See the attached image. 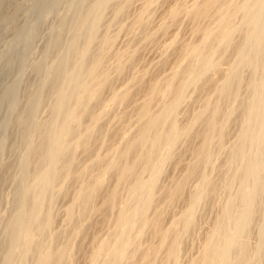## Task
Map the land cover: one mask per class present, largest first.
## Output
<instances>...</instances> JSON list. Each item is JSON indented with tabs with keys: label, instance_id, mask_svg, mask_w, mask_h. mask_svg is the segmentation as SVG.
Segmentation results:
<instances>
[{
	"label": "rangeland",
	"instance_id": "374dc122",
	"mask_svg": "<svg viewBox=\"0 0 264 264\" xmlns=\"http://www.w3.org/2000/svg\"><path fill=\"white\" fill-rule=\"evenodd\" d=\"M125 1H129L126 3L127 5L124 4ZM202 1L203 0H124V1L123 0H105V1L104 0H0V264H36V261H37L36 254L39 251L33 248L34 247L33 244L28 245V243L26 242L27 239L25 236V228H31L30 234H33V235H35L34 233H36L37 231H38L37 234L42 233L40 231L42 229L43 234L45 235L42 237L43 242H42L41 248L43 251L40 250L38 254H43V252L44 254H46L47 251L49 252L51 250V247L52 248L60 247L63 245L66 251L64 252V254L62 253L63 261L65 260L64 262H62V264L67 263L68 257L70 259L68 261L69 264L71 263L72 264H89V257L96 256L95 251L93 250L94 251L93 252L91 250L94 248V246L93 245L91 246L89 243L90 236L97 237L96 245L99 246L98 244L100 242L101 243L100 247L103 248L101 253L97 257L99 258V260L96 259L97 261L95 262V264H103V262L105 261V256L110 252H115L114 250L116 249L115 244L116 246L119 245V244L117 245V243H120L119 245L120 249L118 248L119 252L116 251L114 253L115 256L118 255L115 258L116 263L124 264V262H126L125 264H127L129 262L128 257L130 256V253H128L129 254L128 256V254L126 255L125 252H127L128 250L131 251L130 247L134 246L132 243L134 242L133 238L136 235L134 234L136 225L138 226L139 223L141 224V221H144L143 219L148 220V218H151L150 216L155 210L154 207L156 208V206H158L164 201L163 200L164 196L160 194L161 191L165 187L168 188L172 186L173 184L172 182L174 181V179L176 180L180 178L181 174L184 171L185 165L188 164L191 160V154H190L191 151L195 149L198 145V142H197L198 140L189 141V144H188L189 148L188 146L186 148L185 145H181L180 144L181 139L179 136V134L181 135V130L184 131V130H187L188 128L194 129L195 126H196V130L202 128L203 126L202 123H198V121H196L197 120L196 118L198 116L197 113L200 114L199 113L200 109L202 113L204 109L207 110V108L209 109L211 107L210 104L212 105L213 103L217 102L218 94L216 91L219 88H222V87L224 88L225 84L223 85V83H226V82H227L226 85H228V87L226 86V89H228V91L230 89L229 91L230 94L227 91V95L228 96L234 95L235 97H231V98H235V99L229 100L227 99V97H222L219 100V106H220L219 108H220L221 114H225L231 105L234 106V110H236L235 108H237L238 110H236L235 112L233 110L232 112L233 114L230 113L231 115H229L230 118L228 117L226 118V120L227 119L229 120L227 121V123H224L225 130H224L223 142H221L222 145H219L220 147H218L217 142H214V144L212 145L211 149H212V152H214L213 154L214 157H212L211 155L212 157L211 160L207 159L208 162L207 160H205L206 163L205 161L204 163H202L201 170L203 171V174L205 175V177L203 174L201 175L202 176L201 179H200L201 176L194 177L191 180L190 185L188 186L189 188L192 189L193 186L195 187V185L197 186L198 184L200 185L198 186L199 192L198 194H196L198 199L195 196L194 202H193V199L191 200L192 203H194L193 205L191 202H187L188 204L182 203V201L176 202L175 204L172 205V207L167 209L169 211L166 210L164 212L163 221H162V228H165L164 230H167L168 227H170V224L175 219H176L175 221H178V219H180L179 227L182 226L184 228V229L182 228L183 230L181 229L180 232L178 231L180 230L181 227L178 228L179 230H177V233H175L174 237L173 236L170 237V239H172L173 237V241L175 240L174 243L176 245V248L178 249V253L176 249L174 258L170 260L168 264H192L194 261L201 260L200 257H202V254H203L202 252H204L203 250L205 246L209 243L208 241H210L209 236L213 234L212 232H215V230L218 228V225L224 226L221 223L222 222L225 223V221H222L225 215H226L225 220L227 222V224L225 223V225L226 227L228 226V230L224 226L225 231L227 232L229 231L228 233H230L229 235L228 233L225 232L227 234V235L225 234L226 238L228 235L230 236L228 239L230 238L232 239V236L234 237V235L235 237L237 236V238L232 240L230 248L228 247L229 248L227 250L228 252L227 251L225 252V256L227 257H225V260L220 261L219 264H227L228 262L226 263V261L230 259H231L230 260L231 263L233 262V264H243V261H244V264H249V263L250 264H264V186H263L264 185V139H263L264 133H263V136L261 135L262 141L259 139L260 136H256L257 139L256 138L254 139L255 141L254 143H252V147L251 146L250 148L248 147L247 152H246L247 156L245 157L246 159L245 158L243 159L244 160L243 162H240V160H238L237 157L235 156L236 155L235 146L239 142V136H240L239 132L242 130V128H244L243 120L245 119V116L247 117L248 115L247 109L251 106V104L253 105L255 103L256 97H257L256 102H258L261 106L264 105L263 104L264 102V47L263 46L260 47L261 48L259 50L260 52L258 51L256 53L255 60L256 58L257 60L255 61V63H257V67L255 71H253L252 66L248 65V61H252V60H250L249 57H246L245 58L246 60H244V58L243 59L240 58V63H239L238 62L239 56L237 53L234 52L233 49L223 50L224 53H222V48H221L220 50L221 52L220 51L219 52L222 56L218 55L219 53L218 49H220V46L222 45L221 41L223 42L225 37L227 38L225 40L229 44L230 43L236 44V43L241 42L240 44H244V47L246 46L248 47V44L250 43L249 46L251 48L252 47L251 44L254 45L256 43V41L249 40L250 39L249 34H251L249 30L251 28H261L264 26V22H263L264 21V13H263L264 12V6H263L264 0H227L228 1V3L226 4L227 6L224 9H222V11L220 10L221 11L220 17L218 16L220 15L219 14L220 11L215 10L216 11L215 12L213 10L214 13H217V16L219 18L216 17V14L213 15V13L212 14L210 13V16H209L210 18L214 16L212 19L208 18V22H206L207 19L203 21V23L200 22L201 28H202V24H203V29L206 28L205 30L202 29L203 32L206 31L207 34L204 33V36H202V33H203L202 32L199 35V37H197L198 35H193L192 34L193 32H191L193 28L192 22L189 23L190 20L188 18L190 17V14L192 13V9L193 11H195L194 10L195 7H196L195 12L199 11L198 7L200 8L204 4V2ZM122 4L123 6L126 5L125 9L124 7L121 6ZM116 8L119 9V11L121 8V12L118 13ZM172 11L177 12L173 25H171V17H170ZM113 12L116 14L117 17H114ZM116 12L119 15H117ZM188 12H190V14H188ZM229 12H231V14ZM230 16H231V19H230ZM215 17L217 18V21ZM220 18H222V20ZM262 18H263V21H262ZM219 23H222L223 25ZM216 24H219V25L216 26ZM254 24L257 27H255ZM211 29L212 31L213 30L215 31V32L213 31L214 35H212ZM163 30L166 31L165 32L166 34L164 33ZM230 30L232 31V33H230L231 32ZM247 31L249 32V34ZM216 32H218L217 33L218 35L219 34L222 35V36L220 35L219 41H218V38H219L218 35L216 36L217 39L215 38ZM244 32H247L246 35L248 34L247 40L243 38ZM91 33H96L95 40L93 41L89 40L88 38L89 37L88 34L90 35ZM209 33H211V35L213 36L212 37L213 39L211 38V35ZM244 37L246 38L247 36L244 35ZM242 38L245 41H243ZM100 39H103V44L100 41ZM104 40H106L107 43ZM172 40L174 41V43L170 45ZM208 40H209L210 45H208L209 44ZM214 40H216V42ZM186 42L189 45L190 49L188 47L187 50L186 49L185 50L188 51L189 49L190 52L188 51V54L186 55L187 52L183 50L184 52L182 53L183 55H180L181 52L178 54L176 50H179L181 47V44L186 43ZM200 42H202V44ZM96 43L97 45H95ZM206 44L209 46V48L208 46H205ZM202 45H204L205 48H202ZM196 46H197V49H194V47ZM206 47L208 48V52H207ZM81 48L82 49L84 48V49L82 50ZM196 50H197V55L199 53L198 56L195 55ZM92 52H95V53H92ZM191 52L193 55H191ZM209 52H212V53H209ZM79 53L80 55H78ZM82 53H85V55ZM249 54L251 55V53ZM94 56L99 57L98 60L100 62ZM193 56L195 58H193ZM204 56H205V61L208 59L207 61H209L210 64H208L207 61L206 62L203 61ZM91 58L93 61L91 60ZM200 58L202 59L200 60ZM216 58L219 59V64H218V60H216L215 62H213L214 64L213 66L211 61L212 59H216ZM95 59L97 61H95ZM130 59H134V60H130ZM196 60H197V63H195ZM199 60L201 61L200 64H198ZM220 60H222V62ZM90 61H92V63H89ZM129 61L134 62L133 64L131 63V65L133 66L126 65L128 64ZM179 63L181 64L180 65L181 67L176 66V64H179ZM88 64H93L95 70L93 71L91 75L83 79L84 81L83 80L81 81L82 82L81 85L79 84L76 86L73 81L72 82L68 81V77L70 80V77L74 76L75 72L79 70L80 67L82 68L83 66L84 68H87L89 66ZM182 64L184 65L187 64L188 65L187 67H189L188 69L186 68V70L188 71L185 73L187 78L185 75H184L185 77L183 76L184 78L183 77H181L182 79L179 78V80L181 79V82H184L185 84V85L181 84L180 82V84L183 85V87L179 84V80L175 78V75L172 74L176 72L175 69L180 70L181 68V70H183ZM190 64L191 65L194 64V66L192 65L191 67ZM195 64L197 67L195 66ZM210 65H212V67ZM199 66L201 68H199ZM121 67L123 70L121 69ZM203 67H204V70L202 71ZM220 67L222 69L221 71H225L224 74L221 71L217 72L218 71L217 69H220ZM251 67H252V70H251ZM67 70H68V73H66ZM189 70H190V73H189ZM196 70L198 71L197 72L198 74L196 73ZM119 71H122V72L119 73ZM208 71L209 72L211 71V72L208 73ZM214 71H216L217 73L216 72L214 73ZM191 72H193V74H191ZM227 72L228 73L230 72L228 74V77L229 76L231 77V75H235L233 76L234 79L231 80V82L228 81L229 78L226 79ZM100 73H102V76ZM170 73L172 74V76L174 75L172 80L170 78L171 76ZM211 73H212V76L214 77L210 79L209 75ZM219 73L220 74L222 73L221 74L222 77L224 75V79L221 76H220L221 78H219ZM168 74H169L170 81L168 78H167L168 79L167 81L165 79V77ZM93 76L94 78L92 81L90 80V78L92 79ZM190 76L192 77V80H195L196 78L201 77V76H204L205 78L201 77L202 80L198 78L194 81V84H192L193 81L190 79L191 78ZM206 76L208 79H210V83L215 82L214 80H216L217 78L220 79L219 80L220 82L217 81L214 83V85L216 84L215 88H218V89L213 88L214 87V86L212 87L213 84L209 86L212 88V91L214 90L213 95L212 94L210 95V93L208 94L211 98L205 94L206 92H204L203 90L204 86H202L203 85L202 83L206 84L209 81V80L207 81ZM153 78L160 80V88H161L160 93L163 92L161 95L162 98H164V95L166 93V91L164 92V86H165L164 79L168 84H172L171 81L173 82V80L177 79L176 83L178 82V85L177 84L175 85L178 87L180 85V88L181 90L183 88V91L180 92V97H178L177 100L174 101L175 102L174 104H176L177 107H175L176 109L175 110L173 106L172 113L169 116L170 121L174 118L175 124L176 123L179 124L182 122L184 123L185 126L188 123L189 125L185 127L182 124L183 129L180 130L178 127L177 130L176 129L173 130L174 127L172 126V124H174V120H172L173 123L172 121L171 123L168 122L171 128V129L169 128L170 131L171 132L173 131L175 133L174 137L171 134V132H169L170 137L167 139L168 141L166 140L168 145L167 144L160 145V148L157 150L158 153H156L155 155V157L156 156L157 157L156 158L153 157L156 161H154L153 158L146 159V162L143 165L146 167H142L139 172L141 173L143 171L142 172L143 174L142 173L140 174L141 176L140 181L138 180V178H137L138 181L136 180V185L137 186L139 184L141 185H139L138 187H135V190H134L135 192H132L133 194L131 193L130 195H128L130 196V198L127 197V195L122 196V204L118 207L120 210L116 208V210L119 212V213L118 212L116 213L117 215H119L120 212H123L124 210L126 211V208L128 209L125 215V218L124 217L121 219L119 218L118 220L116 219V221L113 219L115 221L114 223L117 222L116 225L112 223L114 224L113 226H110L111 225L110 222H112L111 220L108 223L107 221H103L105 226L101 222L98 224L99 225L98 227L90 228L89 221H91L90 220L91 214L94 217L93 213L89 211L90 217L88 216L87 218L86 216L88 215V213H86L85 217L87 219H84L85 217L84 216L82 217V215H80L81 212L79 213L81 205L80 203L77 204L78 202L77 198L80 195L82 188H84L82 186L85 185V183H87L86 180L90 182V179L93 177H94L93 179L94 182L91 181L93 185L99 182L100 184L102 183L101 184L102 188L100 187V189L97 191L99 194L100 191L102 190L101 193L99 194V197L98 195H96L97 197L95 196V198L97 200H94L95 199L94 198L90 203L92 206L93 205L97 206V204H99V202L101 201V198H102L101 195H103V192L111 188V187H107V185L109 186L112 183V181L109 180L110 176L108 175L109 173L108 169L107 170L104 169L107 166L99 167L97 165V168L94 169L96 164L93 165V163H95V161L99 157H102V156L105 157L107 153L108 155L111 154L110 153L111 149L114 146L116 147L119 145L121 138L128 137L134 131L133 128L139 125V122L137 123L136 120L132 118V121H130V124H128L127 127H124L122 131L121 129L122 124L120 122V118L123 114L130 111L131 108L134 107V104L136 103V101L138 103L142 99L143 92L138 93V96H136L133 99V101L130 100L129 103L128 101H125L124 99L118 96L122 93V91L126 90L127 88L130 89L131 85L133 86L135 85L134 88L135 89L137 88V90H139L138 87H141L143 84L147 83V80L149 82V80ZM238 78H239V81H238ZM98 79L99 81H103L102 84L101 82L99 83L97 81ZM141 79L142 80L146 79V81L143 84H141L140 82H143ZM204 79L207 81L206 83ZM95 82H97L98 84ZM108 82L109 84L111 83L110 84L111 86L110 88L108 86L109 89L105 88V90L101 92L100 103L96 107L97 109H95L97 112L96 114L98 115L97 116L98 118H96V120L98 119V122L96 120H93L94 122L92 121V125H93L92 126L91 121L87 122L85 119L84 121L86 122V125H85V123L83 122V117L81 118L80 116H77V114H79V112L81 111V110L79 111V109L83 108L80 113H83V111L85 110V108L83 107L84 104L80 102L79 100V96L86 95V93L89 90L100 88L101 86H103V84L105 85V83H108ZM134 82H137L139 85L140 84L141 85L140 86L136 85L137 83L134 84ZM238 82H239V85H238ZM255 82L257 83V85L259 84V86H257L256 88L255 86L253 87L252 85V83H255ZM219 84H220V87H219ZM201 86H202V89H201ZM238 86L240 87V97H237L235 94V90L237 91ZM209 87H208V91L207 90L205 91L209 92ZM135 89L131 87L130 90H133V91H129V92L136 93ZM201 90L203 93L201 92ZM58 91H61L62 93L61 96H65L69 98V101L67 98V100L63 102L64 104L62 103V107L64 111L62 112L61 116L63 119L60 118V116L55 118L56 115L54 111L56 107L58 106V104L60 103V98H61L57 94ZM68 93L69 95H67ZM74 93L75 94L77 93L78 95L76 94L75 96ZM74 96L77 99L74 98ZM166 96H167V93H166ZM166 96L164 99H161V100H164V102L165 101L167 102ZM207 97L209 99H207ZM213 98L215 99V101L213 100ZM238 98L240 99L238 100ZM207 100L208 101L210 100V102L208 103ZM235 100H237V102ZM72 101L74 103V107L70 108V106H72L70 104H73L71 103ZM159 101H160V98L158 97L155 101V104H158ZM204 102L205 104H203ZM65 104H67L66 105L67 107L64 106ZM76 104H77V107H76ZM157 106L156 105L154 106L156 110L160 108V106L158 107ZM203 106L204 108H202ZM206 106L208 107L206 108ZM239 107H241V109ZM73 108H75V110ZM64 112L65 113L67 112V116ZM98 113H102V115L99 116ZM176 116L178 117V119H180L178 120L180 121L179 123L177 122ZM171 117L173 118L171 119ZM168 121H169V118H168ZM192 122L194 124L193 126H190L192 125ZM195 122L198 124H196ZM52 123L54 124L52 125ZM256 124L257 123L255 122L254 126ZM169 125L167 126L169 127ZM182 125H181V128H182ZM70 126H73V128ZM98 126H100L101 129L100 127L97 128ZM254 126L253 128L251 126H248V128H252V131H253V129L255 130L257 128V127L254 128ZM59 127H63V128L66 127V130H68L69 132L72 131L73 134L70 133L69 134L70 137L69 135L61 137V139L58 142L57 149L53 151V149L48 148V145H47L48 139L46 140V137H48L47 136L48 134L51 136L55 130L59 129ZM73 129L75 130L74 131L75 133L78 130L77 131L78 135L76 139L73 136L74 135ZM95 129L97 131L99 129L100 130L99 132L101 133H104L103 131H106V132L104 133L105 136L104 135L101 136V133H100V136L103 138L102 139L99 136L100 138H98V141L100 143L98 141H95L96 144L97 143L102 144L101 146L99 144L95 146V142H94V146L96 147V150L94 148L95 153L93 154L92 159L90 157L88 161L86 160L85 157H83L82 153L81 154L78 153L79 150L81 152V148L79 144L81 143L80 140L82 141L88 134H92V132L97 133ZM107 130L110 132L112 131L116 132L119 130V131H122L120 132V135L121 133L123 135L122 136L118 135V137L120 136L121 138L119 137L118 139L116 137L115 139H118V140L117 141L115 140L116 143L112 144V142L110 143L108 140H107L108 142H106V139H110L108 138L109 137L108 133L110 135V132L107 133ZM178 130H180V132ZM80 131L81 132L83 131V132L80 133ZM113 132H112V135H113ZM115 134L117 135V133ZM171 135H172L173 141L171 140ZM175 135L179 137V141L175 139L176 138ZM93 139L90 138L89 142H93L94 141ZM169 140L171 141V146L169 144L170 143ZM70 143L71 144L75 143L74 146L72 145L74 150L72 149ZM175 144L176 146L178 144L180 145H178L177 146L178 148H176ZM165 147H166V150H165ZM78 148L80 149L78 150ZM173 148H175L176 151H174ZM163 150L167 153H164ZM63 151L66 152L67 154H65ZM50 152H53L54 154L52 155L54 156H52V158L48 160L49 162L47 165V161L44 162V160H41L40 157L45 156L46 155L45 153L48 154ZM173 152L180 154L181 160L183 158L182 163H180L181 165L179 166L178 164L176 165L175 161L173 162L170 159V154ZM62 153L63 155H61ZM71 153L73 155H71ZM68 155H69L68 158L72 157L71 158L72 160L69 161L70 159H68V161H66L67 160L66 159L64 161V163L67 162L65 163L66 165L64 163L62 164L64 166V171H65L64 172L65 176L63 177V179L61 178L63 176L62 174H64L63 171H62V174L60 175L61 179L60 178L58 179L57 177L58 174L51 175L52 171L54 172V170L59 168L58 166H62L61 162ZM161 155L163 158L161 157ZM81 156L83 158H81ZM110 156L108 157L110 158ZM164 156L165 157L167 156L166 159ZM60 157H62V159ZM75 158L77 161L75 160ZM231 158L233 160H231L232 162L229 164V160ZM160 159L162 162L163 161L165 162H163L162 164ZM40 160L43 163L40 162L39 164L38 162ZM152 160L154 163L152 162ZM254 160H256L258 163L257 168L252 171L251 169L250 170L246 169L249 162L254 161ZM77 162H79L78 163L79 166L77 165L76 167L80 168V170L78 168L77 169L79 171V174L81 173V175L79 176L78 181L76 183L78 182L79 183L78 185L76 183L73 185H70L69 184L70 182L68 181L69 175L70 173H72L73 167L75 168L74 163L76 164ZM89 163H90V166H89ZM240 164H242V166L244 165L243 166L244 169L242 172L240 169ZM68 165H70V167H68ZM71 165H72V169H71ZM88 166L91 168L88 169L87 168ZM152 166L153 168L151 170L150 168ZM146 168H147V171H144ZM82 169L83 171L85 169L84 173L82 172ZM96 169H99V170L97 171ZM100 170L101 171L103 170V172H106L107 174L102 173ZM99 173H101L100 176L98 175ZM49 174L51 175L52 178L49 176ZM105 175L107 176L105 177ZM80 177L82 179H80ZM100 177L101 179L99 180ZM152 179L156 180V182L155 181L153 182ZM107 181L108 183H106ZM212 181L216 187L211 188V190L209 191L210 195L206 197L205 199L203 198L204 199L203 200L199 193H202V191L204 192L206 190H209L208 189L209 187L207 186L205 187V184L208 182H212ZM66 182L67 184L65 185ZM148 183L149 184L152 183V184L149 185ZM201 184L202 185L204 184V186H201ZM153 186L154 188H152ZM144 188L145 189L147 188V189L145 190ZM243 188L246 189V193H248V197H246L245 189L243 190ZM191 189L189 191H191ZM153 190L154 191L156 190V191L154 192ZM139 192L142 193V194L140 193V196L138 194ZM153 192L155 195H153ZM64 193H66V195H64ZM136 194H137V197H136ZM146 194L148 196H146ZM131 195H133V198ZM143 196L145 198H143ZM134 198H136V200ZM151 198H155V199L157 198V199H156V206H153L151 204L153 208H151L150 210L151 205L149 204V202H147V200H150ZM131 199L133 200L130 202ZM199 199H201L202 202ZM72 200H74L73 201L74 203L72 202ZM133 201H135L136 206L133 205L134 203ZM196 201L198 203H196ZM123 202H124V205H123ZM146 202L147 204L144 205ZM75 203L76 205H78V207L74 206ZM190 203H191V206H189ZM72 207H74L73 208L74 210L72 209ZM247 209L248 211H246ZM69 210L71 211V213L74 214L76 220L75 218L72 219V217L74 216L71 215ZM137 210L139 213H137ZM241 212L244 215L241 214ZM185 213L186 214L188 213V215L186 216L187 218L190 216H193V221H192L193 224L190 223L189 225L188 223H186V220L182 221L181 223L182 219L184 218L186 219V217L184 216L186 215ZM116 214L114 213V215ZM227 214H229L230 219L228 218ZM230 214H232V216ZM130 215H131V218L133 219L129 218ZM137 215H138L139 221L138 220L136 221ZM235 215H236V218H234ZM68 216L69 217L72 216L70 217L71 219L68 218ZM80 216L82 218H80ZM230 216L232 217V219ZM48 217L52 219L50 223L47 222ZM233 218L236 219L234 220L235 222L234 221L230 222V220H233ZM45 219H47V221ZM84 220H85V225H84ZM44 221L48 224L45 225L46 223L44 224ZM70 222L72 223V225L73 223H75L77 228L80 226L77 229L78 232L76 231V229H74L76 227L75 225L73 226L74 228L72 227L73 229L71 228L72 230H75L72 232V230L68 227L70 226L69 224H71ZM229 222H230V225H228ZM67 223H68V226H67ZM43 224L48 229L45 230V226H43ZM49 224L50 226H48ZM231 224H233V226ZM86 225L87 227H85ZM186 226H187V229L189 230H185ZM120 227L122 228V231ZM115 228L117 230L120 229V232L118 231L119 236L117 235L118 233L113 235ZM126 228L127 230L130 229L128 230L129 234ZM69 229L71 230L70 232H69ZM81 229L84 230L83 233L86 232V234H89L87 235V238L84 241L87 246L84 244L83 239L80 236V234L82 233ZM124 230L126 231L128 235L125 233ZM136 230H137L136 231L137 233L138 229L136 228ZM90 231L91 233H89ZM79 232L81 233L79 234ZM122 232L125 236L122 234ZM75 233L76 235H74ZM55 234H57L58 236H56ZM131 235L133 238H131ZM123 236L124 238L127 239V241L123 238ZM127 236H129V238ZM53 237L56 240H54ZM108 239L111 243L108 241ZM102 240H104L103 245L106 246L105 247L106 249L102 246V242H101ZM106 240H107V243L109 242L108 246H107ZM53 241L54 242L56 241L55 245ZM138 241L140 242V244L144 246L157 243V240L152 238L150 231H148L141 239H138ZM126 242L127 244L123 245ZM68 243L69 245L71 244V246H69L70 248L73 247L69 249V251H67L66 249L68 246L65 245ZM111 244H112V248L110 249L109 247H111ZM80 245H81V248H80ZM122 246L123 248H121ZM242 247H243V251H242ZM30 249L32 251L35 250L34 251L35 253H32ZM123 249H125V251ZM103 250H105L104 253L106 252V250H108V253L107 254L105 253L103 255ZM122 250L124 252L123 254H121ZM133 250L134 249H132V251ZM163 250L164 249H161L160 254L158 253V257L156 259L158 264H160L161 259L162 260L164 259L165 252L162 253ZM240 251H242L243 253V256H244L242 257L243 259L241 257L240 259L237 258V256H240L239 255ZM132 253L133 252H131V254ZM101 254H102V257L104 258H101ZM124 255H126L127 257ZM125 257H126V261H125ZM235 257H236L235 262L237 263H234ZM119 258L120 259L122 258V259L120 260ZM237 259L240 261L238 262Z\"/></svg>",
	"mask_w": 264,
	"mask_h": 264
},
{
	"label": "bare ground",
	"instance_id": "6f19581e",
	"mask_svg": "<svg viewBox=\"0 0 264 264\" xmlns=\"http://www.w3.org/2000/svg\"><path fill=\"white\" fill-rule=\"evenodd\" d=\"M105 1V0H104ZM124 1V0H123ZM127 2H129V1H125V3L124 4H126ZM202 2H204V4L200 7L201 8V10H200V8L198 7V9H199V11H197V12H195L196 11V7L194 8V10L195 11H193V9H192V13L190 14V12H188V14H190V17L188 18L190 21H189V23L190 22H192V31L191 32H193L192 34L193 35H198L197 37H199V35L203 32V30H205L206 28H204L203 29V24H202V28H201V26H200V22H202L203 23V21H205L206 19H207V21L206 22H208V18L209 19H212V18H210L209 16H210V13L212 14L213 13V15H215L216 14V17H220L221 16V11H222V9H224L227 5V3H228V1L227 0H203ZM200 3V2H199ZM105 4V3H104ZM202 4V3H201ZM200 4V5H201ZM127 5V4H126ZM125 5V6H126ZM122 7H124V9H125V6H123V4L121 5ZM264 6V5H263ZM97 7V6H96ZM121 7V8H122ZM104 8V7H103ZM121 8H120V11H119V9H117V12L119 13V12H121ZM228 9V8H227ZM254 9V8H253ZM257 9V8H256ZM213 10L215 11V10H218V11H220V15H218L217 16V13H214L213 12ZM226 10V9H225ZM116 11V10H115ZM124 11V10H123ZM100 12V11H99ZM116 12V13H117ZM216 12V11H215ZM224 12V11H223ZM114 13V12H113ZM117 13V15H119ZM230 14H231V12H229ZM264 13V12H263ZM123 14V13H122ZM246 14V13H245ZM176 15H177V12L176 11H172L171 12V15H170V17H171V25H173L174 24V21H175V17H176ZM224 15V14H223ZM257 15V14H256ZM260 15H262V14H260ZM120 16H122V15H120ZM114 17H117L116 16V14L114 13ZM215 17V18H216ZM218 17V18H219ZM226 17V16H225ZM224 17V18H225ZM245 18V17H244ZM114 19V18H113ZM221 20H222V18H220ZM230 19H231V16H230ZM230 19H228V20H230ZM259 19V18H258ZM224 20V19H223ZM210 21V20H209ZM216 21H217V18H216ZM215 21V22H216ZM262 21H263V18H262ZM218 22H219V20H218ZM264 22V21H263ZM170 23V22H169ZM217 23V22H216ZM90 24H91V22H90ZM219 24H222V23H219ZM219 24H216V26L217 25H219ZM225 24V23H224ZM223 25V24H222ZM255 25V24H254ZM90 26V25H89ZM165 27V26H164ZM164 27H162V28H164ZM171 27V26H170ZM204 27H205V25H204ZM233 27V26H232ZM255 27H257L256 25H255ZM167 28V27H166ZM97 29V28H96ZM203 29V30H202ZM207 29H208V27H207ZM217 29V28H216ZM166 30H168V29H166ZM220 30V29H219ZM237 30V29H236ZM236 30H234V31H236ZM95 31V30H94ZM164 31V30H163ZM211 31H212V29H211ZM214 31V30H213ZM213 31H212V35H214L213 34ZM217 31V30H216ZM223 31V30H222ZM231 31V30H230ZM96 32H97V30H96ZM166 31H164V33H165ZM215 32V31H214ZM228 32V31H227ZM248 32V31H247ZM247 32H244V34H243V38L245 39V40H247L248 39V34H249V32H251V34H249V37H250V41L252 40V41H256V43L253 45V44H251L252 45V47L250 48V41L249 42H247V43H249L248 44V47L246 46V47H244V44H240V43H236V44H229L225 39H227L226 37L224 38V40H223V42L221 41V43H222V45L220 46V49H218V52L221 50V48H222V53H224L223 52V50H226V49H233L234 50V52L235 53H237L238 54V56H239V60H238V62L240 63V58H244V60H246L245 58L246 57H249L250 58V60H252V61H248V65H250V66H252L253 67V71H255L256 70V67H257V63H255V61L257 60V58H256V60H255V57H256V53L261 49L260 47H264V26L263 27H261V28H251L250 30H249V32H248V34L246 35V33ZM204 33L205 34H207V32L206 31H204L203 33H202V36H204ZM218 32H216V35H215V38H216V36L218 35L217 34ZM220 33V32H219ZM222 33V32H221ZM230 33H232V31L230 32ZM95 34L96 33H91L90 35L88 34V38H89V40H91V41H93V40H95ZM166 34V33H165ZM210 35H211V33H209ZM211 35V38L213 37ZM220 35L221 34H219L218 35V41H219V39H220ZM226 35V34H225ZM244 35L245 36H247L246 38L244 37ZM176 36V35H175ZM202 36H200V37H202ZM222 36V35H221ZM227 36V35H226ZM231 36H232V34H231ZM87 37V36H86ZM206 37V36H205ZM88 38H86V39H88ZM99 38V37H98ZM101 38V37H100ZM103 38V37H102ZM207 38V37H206ZM214 38V39H215ZM222 38V37H221ZM242 38V40L243 41H245L244 39ZM104 39V38H103ZM103 39H100V41L102 42V44H103ZM154 39V38H153ZM152 39V40H153ZM208 39V38H207ZM207 39H206V41H207ZM213 39V38H212ZM211 39V40H212ZM217 39V38H216ZM232 39V38H231ZM176 40V39H175ZM86 41V40H85ZM99 41V42H100ZM106 43H107V41L106 40H104ZM149 41V40H148ZM173 41V40H172ZM171 41V43H170V45L172 44V43H174V41L172 42ZM179 41V40H178ZM182 41V40H181ZM205 41V42H206ZM215 42H216V40H214ZM243 41H242V43H243ZM100 42V43H101ZM229 42H230V40H229ZM178 43V42H177ZM180 43V42H179ZM201 44H202V42H200ZM204 43V42H203ZM207 43V42H206ZM208 43H209V40H208ZM207 43V44H208ZM219 43V42H218ZM252 43H254V42H252ZM101 44V45H102ZM182 44H184V45H182ZM181 44V47H180V49L179 50H176V52H178V54L181 52V54L180 55H183L182 53H184L183 52V50L184 51H186L187 50V48L189 47V45L187 44V42L186 43H182ZM205 45V46H208V45H210V43L208 44V45ZM217 44V43H216ZM86 45V44H85ZM95 45H97V43L95 44ZM100 45V46H101ZM199 46H201V45H199ZM204 45H202V48H205V46L203 47ZM215 47V46H214ZM217 47V46H216ZM89 48V47H88ZM175 48V47H174ZM201 48V47H200ZM207 48V47H206ZM208 48H209V46H208ZM208 48H207V52H208ZM82 49V48H81ZM84 49V48H83ZM82 49V50H83ZM186 49V50H185ZM189 49H190V47H189ZM189 49H188V51H189ZM194 49H197V46L196 47H194ZM210 49H212V48H210ZM209 49V50H210ZM213 49H215V48H213ZM98 50H99V48H98ZM215 50H217V49H215ZM188 51H186L185 53H186V55L188 54ZM205 51V50H204ZM81 52V51H80ZM85 52V51H84ZM96 52V51H95ZM95 52H92V53H95ZM175 52V53H176ZM190 52V51H189ZM193 52V51H192ZM192 52H191V55H193L192 54ZM195 52V51H194ZM199 52V51H198ZM212 52H213V50H212ZM212 52H209V53H212ZM215 52V51H214ZM221 52V51H220ZM220 52L218 53V55H221L220 54ZM260 52V51H259ZM202 53H203V51H202ZM216 53H217V51H216ZM249 53H251V55L249 54ZM82 54H84L85 55V53H82ZM78 55H80V53L78 54ZM98 55V54H97ZM196 56H198L199 55V53H198V55H197V50H196V54H195ZM211 55V54H210ZM248 55V56H247ZM89 56H91V55H89ZM200 56H202V55H200ZM199 56V57H200ZM222 56V55H221ZM223 56H224V54H223ZM93 57V56H92ZM94 57H96L97 58V60H98V58L99 57H97V56H94ZM199 57H198V59H199ZM84 58V57H83ZM132 58H134V57H132ZM193 58H195L194 56H193ZM209 58H210V56H209ZM218 58H219V56H218ZM218 58H216V59H212V61H211V63L213 64V62H215L216 60H218V64H219V59ZM222 58V57H221ZM94 59V58H93ZM202 58H200V60H201ZM91 60H92V58H91ZM96 59H95V61H97ZM130 60H134V59H130ZM198 61V64H200V62L201 61ZM208 60V59H207ZM206 60V61H207ZM214 60V61H213ZM223 60V59H222ZM222 60H220L221 62H222ZM93 61V60H92ZM92 61H90L89 63H92ZM94 61V62H95ZM99 61V60H98ZM203 61H205V56H204V60ZM205 61V62H206ZM83 62V61H82ZM94 62H93V64H94ZM100 62V61H99ZM183 62V61H182ZM204 62V63H205ZM220 62V63H221ZM247 62V61H246ZM246 62H245V64H246ZM131 63L133 64L134 62H128V64H130V65H128V64H126L127 66H133V65H131ZM194 63V62H193ZM195 63H197V60L195 61ZM207 63L208 64H210L209 63V61H207ZM206 63V64H207ZM93 64H88L89 66L87 67V68H84L83 66H82V68L80 67V69L79 70H77L76 72H75V74H74V76H72V77H70V80H69V77H68V81L69 82H74V84L77 86V85H81V81L83 80V79H85L86 77H88L89 75H91L92 73H93V71L95 70V68H94V66H93ZM188 64V63H187ZM187 64H185L186 65V67H185V65L184 64H182V67H183V70H181V68H180V70L179 69H175L176 70V72L175 73H172V74H174L175 75V78H177L178 80H179V78H181V77H183L184 75H185V73L188 71V70H186V68L188 69L189 67H187L188 65ZM207 64V65H208ZM84 65V64H83ZM87 65V64H86ZM99 65V64H98ZM181 64L179 63V64H176V66H178V67H181L180 66ZM191 65V64H190ZM193 66H194V64H192ZM192 65H191V67H192ZM215 65H216V63H215ZM80 66V65H79ZM175 66V67H176ZM195 66H196V64H195ZM204 66V65H203ZM211 67H212V65H210ZM213 66H214V64H213ZM259 66V65H258ZM174 67V68H175ZM177 67V68H178ZM197 67V66H196ZM205 67V66H204ZM204 67L202 68V71L204 70ZM234 67H236V66H234ZM252 67H251V70H252ZM98 68V67H97ZM96 68V69H97ZM118 68H119V66H118ZM118 68H116V69H118ZM124 68V67H123ZM173 68V69H174ZM185 68V69H184ZM199 68H201L200 66H199ZM198 68V69H199ZM210 68V67H209ZM77 69V68H76ZM75 69V70H76ZM115 69V70H116ZM121 69H122V67H121ZM205 69H207V68H205ZM235 69V68H234ZM70 70V69H69ZM123 70V69H122ZM174 70V71H175ZM178 70V71H177ZM201 70V69H200ZM213 70V69H212ZM211 70V71H212ZM218 71L217 72H220L222 69H221V67H220V69H217ZM227 70V69H226ZM230 70V69H229ZM231 70H232V68H231ZM194 71V70H193ZM210 71V72H211ZM120 72H122V71H119V73ZM172 72V71H171ZM198 71L196 70V73H197ZM209 71H208V73H210ZM216 71H214V73H215ZM216 72V73H217ZM221 72H223V74H224V72L225 71H221ZM66 73H68V70H67V72ZM189 73H190V70H189ZM199 73H200V71H199ZM202 73V72H201ZM230 73V72H229ZM228 72H227V78L226 79H228V81L229 82H231V80H233L234 79V77L233 76H235V75H231V77L229 76L228 77V74H229ZM235 73V72H234ZM97 74V73H96ZM101 74V76H102V73H100ZM100 74H99V76H100ZM123 74V73H122ZM171 74V73H170ZM172 74H171V76H172ZM191 74H193V72H191ZM190 74V75H191ZM198 74V73H197ZM222 74V73H221ZM221 74L219 73V78H221L222 76H221ZM233 74V73H232ZM106 75H107V73H106ZM173 75V76H174ZM202 75V74H201ZM206 75V74H205ZM210 75H211V77H210ZM209 75V78L211 79L212 77H214V76H212V73ZM99 76H98V78H99ZM109 76V75H108ZM116 76V75H115ZM117 76H118V74H117ZM168 76V77H167ZM166 77H165V79H166V81L169 79V81H170V78H171V80H172V78H173V76L171 77L170 76V78H169V74L167 75ZM186 76V75H185ZM184 76V77H185ZM196 76V75H195ZM221 76V77H220ZM65 77V76H64ZM104 77V76H103ZM183 77V78H184ZM191 77V76H190ZM198 77V76H197ZM201 77H204V76H201ZM201 77H198L199 79H201L202 80V78ZM233 77V78H232ZM93 78H94V76L92 77V79L90 78V80H92L93 81ZM109 78V77H108ZM118 78V77H117ZM116 78V79H117ZM144 78V77H143ZM142 78V79H143ZM168 78V79H167ZM186 78H187V76H186ZM198 78H196V79H198ZM205 78V77H204ZM219 78H217L216 80H214L215 82H217V81H219L220 79ZM223 79H224V75H223V77H222ZM231 78V79H230ZM105 79V78H104ZM141 79V80H142ZM165 79H164V82H165V86H164V92L166 91V93H167V96H166V93H165V95H164V98H165V96L167 97V102L165 101L164 102V100H161V99H164V98H162L161 97V95H162V93H160L161 92V88H160V80H158V79H156V78H153V79H150L149 80V82H148V80H147V83L146 84H143L145 81H146V79L145 80H142L143 82H140L141 84H143L141 87H138V89L139 90H137V88L135 89L134 88V86L133 85H131L130 86V89H131V87H133V89H135L136 90V93L134 92H129V91H133V90H130L129 88H125L126 90H124V91H122V93L118 96V97H121L122 99H124L125 101H128V103L130 102V100H132L133 101V99L136 97V96H138V93H140V92H143L142 94H143V97H142V99L137 103V101H136V103L134 104V107L133 108H131V110L130 111H128V112H126L125 114H123L122 116H121V118H120V122H121V124H122V131H123V129H124V127H127L128 126V124H130V121H132V118H134L135 120H136V122L138 123L139 122V125L137 126V127H135V128H133V132L128 136V137H126V138H121L120 136H122L123 134L121 133V135H120V132H122V131H116V132H113V135H112V132H110V131H108L107 130V133L108 132H110V135H109V133H108V138H110V139H106V142H112V144L113 143H116V141L119 139V137L121 138V141H120V143H119V145L118 146H114L112 149H111V154H109L108 155V153H107V155L108 156H110V158L106 155L105 157H99L96 161H95V163H93V165H95L96 164V166L94 167V169L95 168H97V165L99 166V167H101V166H103V167H106V168H104V169H108V175L110 176V179L109 180H111L112 181V183L108 186L107 185V187H111V188H109V189H107V190H105L104 192H103V195H101L102 196V198H101V201L99 202V204H97V206H95V205H91L90 203H91V201L95 198V196L96 195H98V197H99V194L101 193V191H100V193L98 194V190L100 189V187L102 188V183L100 184V182L99 183H96V184H92L91 183V181H93V179H94V177L93 178H91L90 179V182H88V180H86L87 181V183H85V185H83L82 187H84V188H82V191H81V193H80V195L78 196V198H77V204L78 203H80V205H81V207H80V211H79V213H80V215H82V217L84 216H86L85 214L86 213H88V215L86 216L87 218H88V216H89V213L90 212H92L93 213V215H94V217L92 216V214H91V217H92V219H91V217H90V220L92 221L93 219V221H92V223H91V221H89V225H90V228H92V227H98L99 225V223H103V221H107V223L109 222V221H111L112 220V222H110V226H113L114 224L116 225V223H114L115 221H116V219L118 220L119 218L121 219V218H125V215H126V213H127V211H128V209L126 208V211L124 210L123 212H120V214L119 215H117L116 213L118 212L117 210H116V208H118L121 204H122V196H124V195H127V197H129L130 198V196H128V195H130L132 192H135L134 190H135V187H138L139 185H141V184H139L138 186L136 185V180H137V178H138V180L140 181V174L143 172H141V173H139L140 172V170H141V168L142 167H146V166H143L144 164H145V162H146V159H148V158H156L155 157V155H156V153H158L157 152V150L160 148V145L161 144H167V142H166V140L170 137V134H169V132H171L170 131V125L168 124V122L169 123H171V121L172 120H174V118L173 117H171V121H170V115H171V113H172V108H173V106H174V109H175V107H177L176 106V104H174L175 102V100H177V98L178 97H180V92H182L183 91V88H182V90H181V88H180V85L181 84H184V82H181V79L179 80V84H180V82H181V84L179 85V87L178 86H176L175 84H177L178 85V82L176 83V80L177 79H175V80H173V82L171 81V83L172 84H168L166 81H165ZM191 80H192V77L190 78ZM194 79V78H193ZM195 79V80H196ZM206 79H207V81L205 80V83L206 84H204V83H202L203 85L202 86H204L203 87V90H204V92H206L205 94L207 95V96H209L208 94L210 93V95L212 94L213 95V92H214V90L212 91V88L211 87H209V86H211L212 84V87L213 88H215L216 86V84L214 85V83L215 82H213V81H211V82H213V83H210V79H208L207 78V76H206ZM223 79H222V81H223ZM103 80V79H102ZM110 80V79H109ZM195 80H192L193 81V83L192 84H194V81ZM67 81V82H68ZM84 81V80H83ZM99 83L101 82V84H102V82L103 81H99V79L97 80ZM112 81V80H111ZM110 81V82H111ZM199 81V80H198ZM226 81V80H225ZM238 81H239V78H238ZM114 82V81H113ZM116 82V81H115ZM139 82V81H138ZM220 82V81H219ZM218 82V83H219ZM228 82V83H229ZM254 82V81H253ZM95 83H97V82H95ZM137 82H134V84H136ZM227 83V82H226ZM226 83H223V85H224V88L222 87V88H215V89H218L216 92H217V97H218V100H217V102H215V103H213L212 105L210 104V108L208 109L207 107L208 106H206V108H207V110L206 109H204L203 111H202V113H201V109H200V111H199V113L200 114H198L197 113V120L196 121H198V123H202V128L201 129H197L196 130V126H195V128L194 129H187V130H184V131H182L181 129H183V125H184V123H179L180 121H178V120H180V119H178V117H177V122L179 123V124H175V120H174V124H172V126L174 127L173 128V130L174 129H178V127H179V129L181 130V135L179 134V136H180V139H181V145H185L186 146V148H187V146H188V144H189V141H191V140H198L197 142H198V145H197V147L195 148V149H193L192 151H191V160H190V162L188 163V164H186L185 165V168H184V171H183V173L181 174V176H180V178H178V179H174V181L172 182L173 184H172V186H170V187H165L162 191H161V195L162 196H164V201L161 203V204H157L158 206H156V199L155 198H151L150 200H147V202H149V204L151 205H153V206H156V208L154 207V209H152V210H154L153 211V213H152V211H151V213H152V215L150 216V215H148V216H150L151 218H148V216H147V218H148V220L146 219H143L144 221H141V224L139 225L138 224V226H139V228H138V226L136 225V228L138 229V232L136 233V228H135V233L134 234H136L135 236H134V238L132 237V235H131V238H133L134 239V242L132 243L134 246H135V248H134V246L132 247H130L131 248V251H127V252H125V254L127 255L128 253H130V256H129V254H128V263L127 264H158L157 263V257H158V253L160 254V251H161V249H164L163 251H162V253L163 252H165V255H164V259L162 260L161 259V261H160V264H168V262L170 261V260H172L173 258H174V256H175V253H176V245H175V240L173 241V237H174V235H175V233H177V230H179L178 228H180V230L178 231V232H180L181 231V229L183 228L182 226H180L179 227V225H180V219H178V221H173L171 224H170V227H168V229L167 230H164L165 228H162V221H163V215H164V212L167 210V209H169L170 207H172V205L173 204H175L176 202H181L182 201V203H187V202H191L192 203V199H193V202H194V197L196 196L197 197V195L196 194H198V186H200L199 184H198V186L197 185H195V187L193 186V188L191 189V188H189L188 186L190 185V182H191V180L194 178V177H199V176H201L202 174H203V171L201 170V167H202V163H204V161L205 160H207V159H209V160H211L212 159V157H214L213 156V154H214V152H212V145L214 144V142H217L218 143V147H220L219 145H222V143L221 142H223V138H224V126H225V124L224 123H227V121L229 120V119H227L226 120V118L228 117V118H230L229 117V115H231L230 113H232L233 112V110H234V106H230L229 108H228V110H227V112L225 113V114H221V111H220V106H219V100L222 98V97H227V99H229V100H233V99H235V98H231V97H235L234 95H227V91H228V89H226V86L228 87V85H226ZM69 84V83H68ZM67 84V85H68ZM87 84V83H86ZM98 84V83H97ZM111 84V83H110ZM109 84V82L108 83H105V85L103 84V86H101L100 88H97V89H92V90H89L87 93H86V95H80L79 96V100H80V102H82L83 104H84V108H85V110L83 111V113H80L81 111H82V109L83 108H81V109H79V111H77V112H79V114H77V116H80L81 118L83 117V122L85 121V119H86V121L88 122V121H91V125H92V121L93 120H96V118H98L97 116V112H96V110L95 109H97L96 107L98 106V104L100 103V94H101V92L102 91H104L105 90V88H108V86H109V88H110V85ZM133 84V83H132ZM140 84V85H141ZM221 84H222V82H221ZM232 84V83H231ZM66 85V84H65ZM73 85V84H72ZM71 85V86H72ZM136 85H139L138 83L136 84ZM139 85V86H140ZM185 85V84H184ZM187 85V84H186ZM222 85V86H223ZM238 85H239V82H238ZM252 85H253V87L255 86V88L257 87V86H259V84L257 85V83L255 82V83H252ZM182 87H183V85H181ZM202 86H201V89H202ZM67 87V86H66ZM65 87V88H66ZM208 87H209V92H207L208 91ZM219 87H220V84H219ZM79 88V87H78ZM88 88V87H87ZM108 88V89H109ZM179 88H180V90H179ZM73 89V88H72ZM129 89V90H128ZM199 89H200V87H199ZM128 90V91H127ZM205 90H207V91H205ZM64 91V90H63ZM72 91V90H71ZM77 91V90H76ZM229 91H230V89H229ZM228 91V93L230 94V92ZM35 92V91H34ZM78 92V91H77ZM201 92H202V90H201ZM73 93V92H72ZM79 93H81V92H79ZM203 93V92H202ZM243 93V92H242ZM58 95H59V97H61L60 98V103L58 104V106L57 105H55V106H57L56 107V109H55V115H56V117L55 118H57V117H59L60 116V118H62V116H61V114H62V112L64 111L63 110V107H62V103L65 101V100H67V98L68 97H65V96H61L62 95V93H61V91H58V93H57ZM77 94V93H76ZM76 94L74 93V95L76 96ZM231 94H232V92H231ZM235 94H236V96L237 97H240V87L238 86L237 87V91L235 90ZM67 95H69V93L67 94ZM78 95V94H77ZM184 95V94H183ZM74 96V98H76ZM215 96H216V94H215ZM257 96V95H256ZM255 96V97H256ZM160 98V101H159V105L158 104H155V101H156V99L157 98ZM210 97V96H209ZM237 97H236V99H237ZM259 97V96H258ZM71 98V97H70ZM205 98V97H204ZM204 98H203V100H204ZM211 98V97H210ZM257 98V97H256ZM256 98H255V103L252 105L251 104V106L247 109V117L245 116V119L243 120V127L244 128H242V130L239 132V134H240V136H239V142H238V144L235 146V153H236V157H237V159L238 160H240V162H243L244 160V158L247 156V154H246V152H247V149H248V147L250 148V146L252 147V143H254V139L256 138L257 139V137L256 136H260V140H261V135L263 136V133H264V105L263 106H261L258 102H256ZM77 99V98H76ZM180 99V98H179ZM206 99V98H205ZM207 99H209L208 97H207ZM240 98H238V100H239ZM262 99V98H261ZM73 100H75V99H73ZM119 100H120V98H119ZM213 100L215 101V99L213 98ZM212 100V101H213ZM62 101V102H61ZM68 101H69V98H68ZM163 101V102H162ZM208 101V100H207ZM207 101H205V102H207ZM213 101V102H214ZM236 102H237V100H235ZM234 101V102H235ZM259 101V100H258ZM75 102V101H74ZM121 102H122V100H121ZM172 102H173V104H172ZM176 102H178V101H176ZM205 102L203 103V104H205ZM210 102V100L208 101V103ZM261 102V101H260ZM67 103V102H66ZM71 103H73V101L71 102ZM230 103V102H229ZM232 103H233V101H232ZM253 103V102H252ZM64 104V103H63ZM81 104V103H80ZM178 104V103H177ZM263 104H264V102H263ZM67 104H65L64 106H66ZM70 105H72V106H70V108L71 107H74V103L73 104H70ZM160 106V108L158 109V110H156L155 109V107L154 106ZM201 105V104H200ZM206 105H208V104H206ZM78 106H79V104H78ZM157 106V107H158ZM202 106V105H201ZM205 106V105H204ZM204 106L202 107V108H204ZM229 106V105H228ZM67 107V106H66ZM65 107V108H66ZM76 107H77V104H76ZM236 107V106H235ZM201 108V107H200ZM240 109H241V107H239ZM74 110H75V108H73ZM154 109H155V111H154ZM236 110H238L237 108H235ZM243 109V108H242ZM65 110H67V109H65ZM72 110V109H71ZM99 110V109H98ZM176 110V109H175ZM175 110H173V111H175ZM206 110V111H205ZM236 110H234V112L236 111ZM153 111V112H152ZM205 111V112H204ZM246 111V110H245ZM225 112V111H224ZM65 113V112H64ZM70 113V112H69ZM175 113V112H174ZM66 114V116H67V112L65 113ZM99 114V116L100 115H102V113H98ZM233 114V113H232ZM54 115V116H55ZM185 115V114H184ZM74 116V115H73ZM172 116H174V115H172ZM102 117V116H101ZM184 117V116H183ZM182 117V118H183ZM195 117H196V115H195ZM194 117V118H195ZM64 118H65V116H64ZM168 118H169V121H168ZM63 119V118H62ZM61 119V120H62ZM78 119V118H77ZM68 120H69V118H68ZM82 120V119H81ZM226 120V121H225ZM97 122H98V119L96 120ZM195 121V120H194ZM193 121V122H194ZM53 122V121H52ZM63 122H64V120H63ZM66 122V121H65ZM94 122V121H93ZM192 122V125H190V126H193V123ZM255 122L257 123L255 126H254V124H255ZM61 123V122H60ZM85 123V125H86V122H84ZM83 123V124H84ZM172 123H173V121H172ZM186 123H188V122H186ZM196 123V122H195ZM198 123H196V124H198ZM54 123H52V125H53ZM66 124V123H65ZM68 124V123H67ZM98 124V123H97ZM183 124V125H182ZM195 124V125H196ZM253 124V125H252ZM69 125V124H68ZM67 125V126H68ZM76 125V124H75ZM167 125H169V127L167 126ZM180 125V126H179ZM181 125H182V128H181ZM187 125H189V123L187 124ZM186 125V126H187ZM227 125V124H226ZM84 126V125H83ZM93 126V125H92ZM171 126V127H172ZM185 126V125H184ZM185 126V127H186ZM248 126H251L252 128H253V126H254V128H256L255 130L253 129V131H252V128H248ZM70 127H72L73 128V126H70ZM86 127V126H85ZM84 127V128H85ZM100 126H98L97 128H99ZM168 127V128H167ZM184 127V128H185ZM74 128H75V126H74ZM87 128V127H86ZM91 128V127H90ZM170 128V129H169ZM191 128V127H190ZM80 129V128H79ZM100 129H101V127H100ZM120 129V130H121ZM71 130V129H70ZM81 130H83V129H81ZM96 130V129H95ZM180 130H178L179 132H180ZM75 130L73 129V132H74ZM78 131V130H77ZM76 131V133L74 132V137H75V139H76V137H77V135H78V132ZM97 131V130H96ZM100 130L98 129V131H97V133L96 132H92V134H88L82 141L80 140V144H79V146H80V148H81V152H80V148H78V150H79V152L78 153H82V155H83V157H85L86 158V160H88L89 161V159H90V157H91V159H92V156H93V154L95 153V151H94V148H95V150H96V147L95 146H97L100 142L98 141V138H100L102 135H104V133L106 132V131H103L104 133H101V132H99ZM83 132V131H82ZM81 131H80V133H82ZM173 132V131H172ZM171 132V134L173 135V137H174V132L172 133ZM70 133H72V131L71 132H69L68 130H66V127L65 128H63V127H59V129L58 130H55L53 133H52V135L50 136L49 134L47 135L48 137H46V140H47V145H48V148H50V149H53V151H55L56 149H57V145H58V142H59V140L61 139V137H64V136H68ZM100 133H101V136H100ZM115 133H117V135L115 134ZM119 133V134H118ZM128 133V132H127ZM73 134V133H72ZM76 134V135H75ZM125 134H126V132H125ZM124 134V135H125ZM86 135V134H85ZM118 135H120L119 137H118ZM172 135H171V140L173 141V138H172ZM177 135V134H176ZM175 135V136H176ZM50 136V137H49ZM73 136H71V137H73ZM100 136V137H99ZM105 136V135H104ZM103 136V137H104ZM69 137H70V135H69ZM94 139H93V138ZM118 138V139H115V138ZM124 137V136H123ZM177 137L178 136H176V140L177 141H179V137H178V139H177ZM66 138V137H65ZM64 138V139H65ZM90 138L91 139H93L94 141L93 142H89V140H90ZM102 138V137H101ZM64 139H63V141H64ZM103 139V138H102ZM263 139H264V137H263ZM108 140V141H107ZM116 140V141H115ZM68 141H69V139H68ZM95 141H98L99 143H97L96 144V142ZM168 141V140H167ZM170 141V140H169ZM262 141V140H261ZM94 142H95V146H94ZM102 142V141H101ZM166 142V143H165ZM69 143V142H68ZM169 143V142H168ZM174 143H175V141H174ZM221 143V144H220ZM71 144V143H70ZM75 144V143H74ZM74 144H71V147H72V145L74 146ZM170 146H171V141H170ZM172 144H173V142H172ZM180 144H178V145H180ZM100 146L102 145V144H99ZM168 145V144H167ZM177 145V146H178ZM215 145H217V144H215ZM159 146V147H158ZM164 146V145H163ZM163 146H162V148H163ZM173 146H174V144H173ZM172 146V147H173ZM175 146H176V144H175ZM176 146V148H178ZM184 146V147H185ZM224 146V145H223ZM45 147V146H44ZM67 147V146H66ZM46 148V147H45ZM62 148V147H61ZM188 148H189V146H188ZM225 148V147H224ZM223 148V149H224ZM72 149H73V147H72ZM170 149H171V147H170ZM174 149V151H176L175 150V148H173ZM221 149V148H220ZM231 149H232V147H231ZM59 150V149H58ZM64 150V149H63ZM69 150V149H68ZM74 150V149H73ZM165 150H166V147H165ZM263 150V149H262ZM164 151V150H163ZM254 151V150H253ZM35 152V151H34ZM46 152V151H45ZM64 152V151H63ZM70 152V151H69ZM172 152V151H171ZM58 153V152H57ZM65 154H67L66 152H64ZM75 153V152H74ZM164 153H167V152H165L164 151ZM46 155L45 156H42L43 157V159H42V157H40L41 158V160H44V162L45 161H47V165H48V160H50L51 158H52V156H54V155H52V154H54L53 152H50V153H45ZM69 154V153H68ZM260 154H261V152H260ZM61 155H63V153L61 154ZM71 155H73L72 153H71ZM71 155H70V157H71ZM166 155V154H165ZM211 155H212V157H211ZM231 155V154H230ZM229 155V156H230ZM56 156V155H55ZM232 156V155H231ZM230 156V157H231ZM63 157V156H62ZM62 157H60L61 159H62ZM69 157V155L61 162V165L64 163V161L66 160V161H68V159H70L69 161H71L72 159V157L71 158H68ZM82 156H81V158H83ZM94 157H95V155H94ZM161 157H162V155H161ZM160 157V158H161ZM165 157V156H164ZM167 157V156H166ZM166 157H165V159H166ZM84 158V159H85ZM153 158V160L154 161H156L155 159ZM163 158V157H162ZM57 159H58V157H57ZM170 159L174 162L175 161V163H176V165L178 164V166L179 165H181L180 163H182V160H183V158H182V160H181V155L180 154H177L176 152H173V153H171L170 154ZM236 159V158H235ZM246 159V158H245ZM260 159V158H259ZM39 161L38 163L40 164V162L41 163H43L42 161ZM54 160V159H53ZM75 160H76V158H75ZM79 160V159H78ZM85 160V161H86ZM153 160H152V162H153ZM169 160V159H168ZM167 160V161H168ZM170 160V161H171ZM231 160H233L232 158L229 160V164L232 162ZM248 160V159H247ZM246 160V161H247ZM251 160V159H250ZM59 161V160H58ZM77 161V160H76ZM149 161H150V159H149ZM160 161H161V159H160ZM159 161V162H160ZM171 161V162H172ZM162 162V161H161ZM160 162V163H161ZM163 162H165V161H163ZM163 162H162V164H163ZM207 162H208V160H207ZM54 163V162H53ZM65 163H67V162H65ZM64 163V164H65ZM78 163L79 162H77L76 164L74 163V166H75V168L73 167V169H72V165H71V169L73 170H71L72 171V173H70V175H69V184L70 185H73V184H75L77 181H78V178H79V176L81 175V173L79 174V171H78V169L80 170V168H78V167H76L77 165H78ZM81 163V162H80ZM154 163V162H153ZM205 163H206V161H205ZM37 164V163H36ZM38 164V165H39ZM59 164V163H58ZM69 164H71V163H69ZM149 164V163H148ZM152 164V163H151ZM244 164V163H243ZM66 165V164H65ZM92 165V166H93ZM153 165V164H152ZM262 165V164H261ZM52 166V165H51ZM79 166V165H78ZM89 166H90V163H89ZM87 167L88 169L89 168H91V167ZM151 166V165H150ZM149 166V167H150ZM244 166V165H243ZM242 166V164H240V169H241V172L243 171V169H244V167ZM257 166H258V163H257V161L256 160H254V161H251V162H249V164H248V166H247V168L246 169H248V170H250L251 169V171L252 170H255L256 168H257ZM59 168L58 169H56V170H54V172L52 173L51 172V175L53 174V175H56V174H58V179L61 177L60 175L62 174V171H63V173L65 172L64 171V166L62 165V166H58ZM67 167V166H66ZM68 167H70V165H68ZM51 168V167H50ZM54 168H55V166H54ZM78 168V169H77ZM148 168V167H147ZM147 168L144 170V171H147ZM152 168H153V166L150 168L151 170H152ZM69 169V168H68ZM100 169V168H99ZM99 169H96L97 171L99 170ZM103 169V168H102ZM240 169H239V171H240ZM52 170V169H51ZM50 170V171H51ZM105 170V171H106ZM49 171V172H50ZM84 171H85V169H84ZM84 171H83V169H82V172L84 173ZM87 171V170H86ZM101 171V170H100ZM149 171V170H148ZM102 173H106V172H103V170L101 171ZM161 172V171H160ZM60 173V174H59ZM68 173V172H67ZM66 173V174H67ZM82 173V174H83ZM107 174V173H106ZM143 174V173H142ZM160 174V173H159ZM51 175L49 174V176L51 177ZM63 176L61 177L62 179H63V177L65 176V173L64 174H62ZM99 176L101 175V173H99L98 174ZM98 175H97V177H98ZM104 175V174H103ZM102 175V176H103ZM139 175V176H138ZM161 175V174H160ZM204 175V174H203ZM107 175H105V177H106ZM108 176V177H109ZM104 177V176H103ZM204 177H205V175H204ZM204 177H203V179H204ZM52 178V177H51ZM60 178V179H61ZM202 178V176L200 177V179ZM80 179H82L81 177H80ZM79 179V180H80ZM101 179V177L99 178V180ZM154 179V178H153ZM152 179V180H153ZM97 180V179H96ZM95 180V181H96ZM108 180V179H107ZM137 180V181H138ZM151 180V179H150ZM81 181V180H80ZM156 182V180H153V182ZM204 181V180H203ZM206 181H208V180H206ZM94 182V181H93ZM98 182V181H97ZM200 182V181H199ZM201 182H202V180H201ZM200 182V183H201ZM79 183V182H78ZM78 183H76L77 185H78ZM106 183H108V181L106 182ZM143 183V182H142ZM67 184V182L65 183V185ZM147 184V183H146ZM149 184V183H148ZM150 184H152V183H150ZM149 184V185H150ZM207 184V185H206ZM205 184V187L207 186V187H209L208 189L209 190H206L205 188V190L206 191H202V193H199L200 194V196L202 197V199L204 198H206V197H208L210 194V190H211V188H215L216 186L213 184V181L212 182H208V183H206ZM157 185V184H156ZM69 186V185H68ZM80 186V185H79ZM201 186H204V184L202 185L201 184ZM226 186H227V184H226ZM264 186V185H263ZM78 187V186H77ZM104 187V186H103ZM106 187V186H105ZM157 187V186H156ZM187 187H188V189H187ZM65 188H66V186H65ZM142 188H143V186H142ZM152 188H154V186L152 187ZM77 189V188H76ZM145 189V188H144ZM147 189V188H146ZM145 189V190H146ZM191 189V191H189ZM245 188H243V190H244ZM213 190V189H212ZM241 190V189H240ZM79 191V190H78ZM137 191V190H136ZM149 191V190H148ZM154 191V190H153ZM156 191V190H155ZM154 191V192H155ZM188 191V192H187ZM214 191V190H213ZM238 191V190H237ZM242 191V190H241ZM255 191V190H254ZM142 192V191H141ZM141 192H139L138 194H139V196H140V193ZM147 192V191H146ZM154 192H153V195H155L154 194ZM200 192H201V190H200ZM244 192V191H243ZM249 192V191H248ZM67 193V192H66ZM66 193H64V195H66ZM78 193V192H77ZM76 193V194H77ZM144 193H145V191H144ZM143 193V194H144ZM213 193V192H212ZM245 193H246V189H245ZM133 194V193H132ZM142 194V193H141ZM230 195V194H229ZM234 195V194H233ZM251 195V194H250ZM132 196V198H133V195H131ZM135 196V195H134ZM146 196H148L147 194H146ZM162 196H161V198H162ZM243 196V195H242ZM97 197V196H96ZM136 197H137V194H136ZM151 197V196H150ZM246 197H248V193H246ZM143 198H145L144 196H143ZM148 198V197H147ZM244 198V197H243ZM135 200H136V198H134ZM149 199V198H148ZM160 199V198H159ZM197 199H198V197H197ZM203 199V200H204ZM226 199H227V197H226ZM233 199V198H232ZM250 199V198H249ZM94 200H97L96 198L94 199ZM126 200H127V198H126ZM133 199H131L130 200V202L132 201ZM199 200H201V199H199ZM198 200V201H199ZM214 200V199H213ZM74 200H72V202H73ZM124 201V200H123ZM243 201V200H242ZM249 201V200H248ZM95 202V201H94ZM134 203H133V205H135V201H133ZM143 202H145V201H143ZM147 202L144 204V205H146L147 204ZM201 202H202V200H201ZM74 203V202H73ZM96 203V202H95ZM94 203V204H95ZM191 203H190V205L189 206H191ZM196 203H198L197 201H196ZM245 203V202H244ZM93 204V203H92ZM188 204V203H187ZM194 203H192V205H193ZM200 204V203H199ZM251 204V203H250ZM79 205V206H80ZM123 205H124V202H123ZM142 205V204H141ZM143 205V206H144ZM151 205V206H152ZM186 205V204H185ZM184 205V206H185ZM74 206H77L78 207V205H76V203H75V205ZM136 206V205H135ZM150 206V210H151V208H153V206L151 207ZM226 206V205H225ZM244 206H245V204H244ZM27 207V206H26ZM71 207V206H70ZM125 207H127V206H125ZM134 207V206H133ZM141 207V206H140ZM139 207V208H140ZM147 207V206H146ZM195 207V206H194ZM227 207V206H226ZM68 208H69V206H68ZM74 207H72V209H73ZM122 208H123V206H122ZM132 208V207H131ZM135 208V207H134ZM174 208V207H173ZM211 208H212V206H211ZM247 208V207H246ZM148 209H149V207H148ZM190 209V208H189ZM74 210V209H73ZM118 210H120L119 208H118ZM122 210V209H121ZM130 210V209H129ZM132 210V209H131ZM141 210V209H140ZM213 210V209H212ZM221 210V209H220ZM68 211V210H67ZM70 211V210H69ZM90 211V212H89ZM145 211V210H144ZM143 211V212H144ZM167 211H169V210H167ZM191 211V210H190ZM228 211V210H227ZM245 211V210H244ZM246 211H248V209L246 210ZM245 211V212H246ZM132 212V211H131ZM142 212V211H141ZM147 212H148V210H147ZM68 213V212H67ZM70 213H71V211H70ZM78 213V214H79ZM114 213L116 214V215H114ZM119 213V212H118ZM137 213H139L138 212V210H137ZM230 213V212H229ZM129 214H130V212H129ZM149 214V213H148ZM186 214V213H185ZM233 214V213H232ZM232 214H230L231 216H232ZM241 214H243L242 212H241ZM71 215H73L74 216V214L73 213H71ZM132 215V214H131ZM131 215L129 216V218H131ZM141 215H142V213H141ZM171 215V214H170ZM188 215V213L186 214V215H184L185 217ZM225 215V214H224ZM228 215V218H229V214H227ZM244 215V214H243ZM79 216V215H78ZM145 216V215H144ZM183 216V217H184ZM189 216H190V214H189ZM226 216V215H225ZM225 216L223 217V219H222V221H225V223L227 224V222H226V218H225ZM230 216V217H231ZM70 217H72V216H70ZM69 216H68V218H70ZM81 216H80V218H82ZM84 218V219H87V218ZM127 217V216H126ZM245 217H246V215H245ZM249 217V216H248ZM75 218V216L74 217H72V219H74ZM146 218V217H145ZM178 218V217H177ZM182 218V217H181ZM234 218H236V215L234 216ZM233 218V220H230V222H232V221H234V220H236V219H234ZM71 219V218H70ZM115 221H114V220ZM131 219H133V218H131ZM195 219V218H194ZM230 219V218H229ZM231 219H232V217H231ZM238 219V218H237ZM243 219V218H242ZM46 221H47V219H45ZM75 220H76V218H75ZM78 220V219H77ZM83 220V219H82ZM81 220V221H82ZM135 220V219H134ZM138 220V215H137V218H136V221ZM171 220V219H170ZM186 220V223H188L189 225H190V223H192L193 224V216H190V217H186V219L184 218V219H182L181 220V223H182V221H185ZM240 220H241V218H240ZM246 220V219H245ZM52 221V219H50L49 217H48V223H50ZM88 221V220H87ZM87 221H86V223H87ZM139 221V220H138ZM238 221V220H237ZM67 222V221H66ZM72 222H73V220H72ZM76 222V221H75ZM98 222V223H97ZM124 222H126V221H124ZM131 222V221H130ZM220 222V221H219ZM230 222H229V224L228 225H230ZM235 222V221H234ZM233 222V223H234ZM240 222V221H239ZM46 222L44 221V224H45ZM48 223H46L45 225H47ZM68 223H69V221H68ZM68 223H67V226H68ZM71 223V222H70ZM112 223H114V224H112ZM225 223H221V224H223L225 227H226V225H225ZM246 223V222H245ZM43 224V226H45ZM78 224V223H77ZM104 224V223H103ZM135 224V223H134ZM238 224V223H237ZM70 226H68L70 229L75 225L76 226V224L75 223H73V225H72V223L71 224H69ZM84 225H85V220H84ZM83 225V226H84ZM88 225V224H87ZM87 225L85 226V227H87ZM121 225V224H120ZM130 225V224H129ZM182 225V224H181ZM187 225V224H186ZM232 226H233V224H231ZM244 225H246V224H244ZM48 226H50V224L48 225ZM82 226V227H83ZM104 226H105V224H104ZM185 226V225H184ZM194 226V225H193ZM224 226H220V225H218V228L215 230V232H212L213 234L211 235V236H209V238H210V241H208L209 243L205 246V248H204V252H202L203 254H202V257H200L201 258V260H198V261H194L192 264H219V262L220 261H223V260H225V257H227V256H225V252L230 248V245H231V243H232V240L233 239H236L237 238V236L235 237V235H234V237L232 236V239L230 238V239H228L230 236V233H228L227 231H225V227ZM231 226V227H232ZM51 227H52V225H51ZM80 227V226H79ZM78 227V228H79ZM84 227V228H85ZM123 227H125V226H123ZM132 227V226H131ZM235 227H237V226H235ZM235 227H233V228H235ZM74 228V227H73ZM72 228V229H73ZM77 226L74 228V229H76V231H77ZM88 228H89V226H88ZM87 228V229H88ZM111 228V227H110ZM121 228V227H120ZM127 228H128V226H127ZM127 228H126V230H127ZM130 228V227H129ZM227 228V230H228V226L226 227ZM43 229H44V227H43ZM46 229H48V228H46V226H45V230ZM69 229V232L72 230H70ZM107 229V228H106ZM112 229V228H111ZM116 229V228H115ZM114 229V233H113V235L114 234H116V233H118L117 235L119 236V232H120V229L119 230H117V232H116V230ZM124 229V228H123ZM184 229V228H183ZM182 229V230H183ZM237 229V228H236ZM244 229V228H243ZM82 230V229H81ZM128 230H130V229H128ZM127 230V231H128ZM185 230H189V229H187V226H186V229ZM239 230V229H238ZM242 230V229H241ZM42 233H38L37 234V232L36 233H34L35 235H33V234H30V232H31V228H25V236H26V242L28 243V245H34V249L35 250H38L39 252H40V250H42V237L43 236H45L44 234H43V231H42V229L40 230ZM73 231H75V230H72V232ZM80 231V230H79ZM83 231L84 230H82L81 232L83 233ZM119 231V232H118ZM121 231H122V228H121ZM125 231V230H124ZM148 231H150V233H151V236H152V238L153 239H155V240H157V243L156 244H149V245H142V244H140V242L138 241V239H141ZM244 231V230H243ZM78 232V231H77ZM81 232H79V234L81 233ZM184 232V231H183ZM186 232V231H185ZM228 233L229 235L227 236V238H226V233ZM236 232V231H235ZM45 233V232H44ZM80 234V236L82 237V239H83V242L85 241V239L87 238V235H89V234H86V232L85 233H83V234ZM89 233H91V231L89 232ZM125 233H126V231H125ZM182 233V232H181ZM232 233V232H231ZM234 233V232H233ZM237 233V232H236ZM54 234V233H53ZM58 234V233H57ZM57 234H55L56 236H58ZM69 234V233H68ZM122 234H123V232H122ZM121 234V235H122ZM127 234V233H126ZM128 234H129V231H128ZM127 234V235H128ZM133 234V233H132ZM184 234V233H183ZM186 234V233H185ZM226 234V235H225ZM70 235V234H69ZM72 235V234H71ZM74 235H76V233L74 234ZM91 235V234H90ZM110 235V234H109ZM124 235V234H123ZM232 235V234H231ZM54 236V235H53ZM125 236V235H124ZM124 236H123V238H124ZM171 236H173L172 237V239H170V237ZM76 237V236H75ZM79 237V236H78ZM110 237V236H109ZM116 237V236H115ZM122 237V236H121ZM128 238H129V236H127ZM207 237V236H206ZM54 238V237H53ZM80 238V237H79ZM90 238V245L92 246H94V248H96V249H91L92 251L94 250L95 251V255L96 256H90L89 257V264H95V262L97 261L96 259H98L99 260V258H97L98 257V255L101 253V251H102V247H100V242H99V246H97L96 244V239H97V237H95V236H90L89 237ZM130 238V239H131ZM175 238H176V236H175ZM116 239V238H115ZM126 241H127V239L126 238H124ZM132 239V240H133ZM239 239V238H238ZM54 240H56L55 238H54ZM120 240H121V238H120ZM131 240V241H132ZM171 240V241H170ZM81 241V240H80ZM87 241V240H86ZM103 241L104 240H102L101 242H102V246L105 248L106 246H104L103 245ZM108 241H109V239H108ZM113 241H114V239H113ZM205 241V240H204ZM240 241V240H239ZM56 242V241H55ZM55 242L53 241V243H54V245H55ZM70 242V241H69ZM110 242V241H109ZM108 242V243H109ZM119 242V241H118ZM178 242V241H177ZM176 242V243H177ZM77 243H79V242H77ZM88 243V242H87ZM106 243H107V240H106ZM108 243H107V246H108ZM111 243V242H110ZM113 243V242H112ZM130 243V244H131ZM135 243V244H134ZM179 243V242H178ZM84 244H85V242H84ZM95 244V245H94ZM105 244V243H104ZM115 244V243H114ZM120 245V243H117V245ZM125 244H127V242L126 243H124L123 245H125ZM204 244V243H203ZM62 245V244H61ZM65 245H67L66 247V249H67V251H69V249H71V248H73V247H69V246H71V244L69 245V243L68 244H65ZM83 245V244H82ZM86 245V244H85ZM118 245V246H119ZM87 246V245H86ZM114 246V245H113ZM118 246H116V244H115V248L116 249H114L115 250V252L116 251H118L119 252V250H118V248L120 249V246L118 247ZM83 247V246H82ZM125 247V246H124ZM178 247V246H177ZM229 247V248H228ZM237 247V246H236ZM76 248V247H75ZM80 248H81V245H80ZM110 249L112 248V244H111V247H109ZM121 248H123V246L121 247ZM33 249V250H34ZM48 249V248H47ZM106 249V248H105ZM107 249H108V247H107ZM113 249H112V251H113ZM129 249V248H128ZM132 249H134L133 251H132ZM31 250V249H30ZM34 250V251H35ZM124 251H125V249H123ZM123 250H122V252H121V254H123L124 252H123ZM260 250V249H259ZM32 251V250H31ZM34 251H32V253H35ZM38 251H36V252H38ZM43 251V250H42ZM47 251V250H46ZM66 250H65V247H63V245L62 246H60V247H51V250L47 253L46 252V254H44V252H43V254H36L37 255V261H36V264H62V262H64L63 261V255H62V253L64 254V252H65ZM91 251V252H92ZM93 251V252H94ZM104 251L105 250H103V255L106 253H108V250H106V252L104 253ZM242 251H243V247H242ZM242 251H240V256H237V258H239L240 259V257L242 258V257H244L243 256V253H242ZM115 252H110V253H108L106 256H105V261L103 262V264H119V263H116V260H115V258L118 256H115ZM131 252H133L132 254H131ZM228 252V251H227ZM31 253V254H32ZM177 253H178V249H177ZM246 253V252H245ZM118 254V253H117ZM120 254V255H121ZM119 255V256H120ZM126 255H124V256H126ZM9 256V255H8ZM36 257V256H35ZM34 257V258H35ZM72 257V256H71ZM127 257V256H126ZM126 257H125V261H126ZM73 258V257H72ZM101 258H104V257H102V254H101ZM178 258V257H177ZM118 259V258H117ZM120 259V258H119ZM122 259V258H121ZM120 259V260H121ZM243 259V258H242ZM35 260V259H34ZM70 259H69V257H68V261H69ZM177 260V259H176ZM231 260V259H230ZM230 260H227L226 261V263L227 264H230L231 263V261ZM238 260V259H237ZM68 261H67V263H65V264H69L68 263ZM119 261V260H118ZM236 261V257H235V259H234V263H237V262H235ZM240 260H238V262H239ZM74 262V261H73ZM102 262V261H101ZM121 262V261H120ZM35 263V262H34ZM126 262H124V264H125ZM72 264V263H71ZM231 264H233V262L231 263ZM243 264H244V261H243ZM250 264V263H249Z\"/></svg>",
	"mask_w": 264,
	"mask_h": 264
}]
</instances>
